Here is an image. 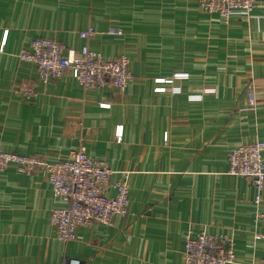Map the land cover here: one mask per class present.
Returning a JSON list of instances; mask_svg holds the SVG:
<instances>
[{
  "label": "crops",
  "instance_id": "0c3cea01",
  "mask_svg": "<svg viewBox=\"0 0 264 264\" xmlns=\"http://www.w3.org/2000/svg\"><path fill=\"white\" fill-rule=\"evenodd\" d=\"M90 28L87 42L80 33ZM37 39L63 44L67 55L87 44L105 58L125 55L135 80L124 93L112 85L86 91L70 74L44 83L20 60ZM29 86L31 102L20 93ZM257 141L264 0L228 22L200 11L199 0H0V149L58 163L83 146L115 172L113 182L129 174L131 200L127 217L79 228L78 240L64 244L50 222L64 204L45 175L0 171V264H183L189 231L227 233L238 264H259L257 189L228 174L230 152Z\"/></svg>",
  "mask_w": 264,
  "mask_h": 264
},
{
  "label": "built area",
  "instance_id": "2783aa9c",
  "mask_svg": "<svg viewBox=\"0 0 264 264\" xmlns=\"http://www.w3.org/2000/svg\"><path fill=\"white\" fill-rule=\"evenodd\" d=\"M257 2L258 0H199V9L209 15H218L228 22L234 12L252 14ZM109 34L120 36L122 31L112 29ZM94 36L92 28L80 33V38L87 42ZM66 51V47L57 41L37 39L20 55V60L34 64L44 83L70 74L86 91L112 85L119 93H124L135 80L130 70V61L125 55L105 58L92 51L88 44L83 47L79 56L72 53L67 55ZM185 77L175 75L174 80ZM172 82L173 80L167 81L169 84ZM166 90L157 89L161 92ZM172 91L181 93V89L177 87H173ZM20 93L28 102L37 97L30 86L23 88ZM200 98L190 97L195 100ZM256 102L255 91L251 89L249 103L255 107ZM122 134V130L117 132L118 141H121ZM9 167L28 176L36 171L45 175L47 182L53 187L55 197L64 204L63 208L52 211L50 220L59 240L64 244L78 240L79 228L112 225L114 218H125L129 214V174L124 172L121 178L113 182L115 172L106 162L90 157L83 146L73 151L68 160L58 163L0 149V171ZM228 174L252 181L257 189L254 199L255 219L264 223V141L242 144L233 149L229 154ZM110 189L115 192L114 196L108 194ZM63 264L82 263L65 258ZM183 264H238L234 238L227 233L209 234L203 231L195 234L189 231L185 237ZM259 264H264V261Z\"/></svg>",
  "mask_w": 264,
  "mask_h": 264
}]
</instances>
